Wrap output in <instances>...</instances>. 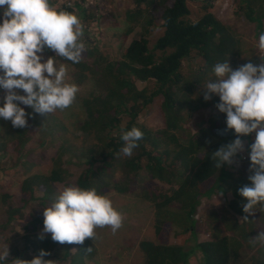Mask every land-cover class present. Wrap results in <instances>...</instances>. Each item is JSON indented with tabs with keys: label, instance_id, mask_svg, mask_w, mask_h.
<instances>
[{
	"label": "trees",
	"instance_id": "16d2710c",
	"mask_svg": "<svg viewBox=\"0 0 264 264\" xmlns=\"http://www.w3.org/2000/svg\"><path fill=\"white\" fill-rule=\"evenodd\" d=\"M237 2L239 16L255 24L257 36L264 33V0ZM50 3L58 10L74 12L78 16L83 12L82 6H56V0H50ZM133 4L134 8L125 14L130 31L139 25L146 28H141L140 37L124 47L119 61L109 60L96 47H86L80 63L56 58L72 69L73 83L81 85L92 80L100 92L82 99L84 115L77 130L87 145L77 154L85 169L75 185L95 187L101 194L126 193L131 190L134 178L141 173L147 175L140 197L153 207V239H144L138 244L143 264H189L197 253L201 256L200 264H264L256 254L260 244L249 242L264 230V208L258 206L255 214L249 215V221H241L246 215L242 208L246 198L238 191L251 183L248 179L251 174L249 153L256 133L242 137L248 140V145L241 169L233 171L227 163L217 169L212 153L234 140L236 134L234 130L225 131V113L219 111L208 117L202 113L210 103L215 106L220 102L214 95L211 100L204 99L203 85L215 79L212 72L215 63L242 55L236 30L219 20L207 1L203 14L195 21L189 19L187 0H133ZM155 19L161 21L162 34L150 49L149 28L153 27ZM192 51L200 56L201 71L196 76H184L182 63ZM44 54L55 56L47 49ZM138 82L147 85L140 89ZM156 98H161V129L149 128L138 120L141 112ZM21 106L29 113L28 126L15 128L11 121L1 118L0 132V151L11 149L18 161L29 137L36 133L41 137L57 134H52V128H48L54 119L51 113L41 115L28 106ZM133 126L140 128L144 136L133 155L126 157L120 154L124 144L120 139L121 128L130 130ZM70 147L67 141L59 146L48 174L27 175L23 179L19 187L21 206L11 203V195H0L5 208V222L0 224V234L24 217L23 210L35 197L37 188L44 187L47 191L53 183H70L71 175L63 161ZM155 182L164 183L171 189L166 192ZM222 192V196L230 197L228 209L222 215L209 214L208 220H212L210 238L200 242L197 239L200 229L195 220L200 197L221 195ZM31 218V231L35 232L44 216L32 215ZM23 230L29 232L26 227ZM169 234L179 239L180 244L168 243ZM48 247L52 250L57 247L67 256L75 243L55 242L51 234L39 243H31L35 256ZM10 248L5 264L18 257L16 249ZM245 250L253 253L248 262L240 261Z\"/></svg>",
	"mask_w": 264,
	"mask_h": 264
},
{
	"label": "clouds",
	"instance_id": "9594fccd",
	"mask_svg": "<svg viewBox=\"0 0 264 264\" xmlns=\"http://www.w3.org/2000/svg\"><path fill=\"white\" fill-rule=\"evenodd\" d=\"M0 86L5 90L0 118L11 121L15 128L28 126V106L41 115L69 108L80 91L76 83L68 82V67L58 63L61 57L72 63H80L86 44L83 40L84 26L74 12L60 9L50 0H0ZM55 53L44 59L45 50ZM258 49L264 52V33L259 35ZM254 65L249 62L233 68L230 59L218 61L212 72L215 79L204 88V99L219 96L215 107L226 114L225 131L234 130L236 138L212 153L215 168L232 165L235 157L245 151L242 139L256 133L250 145V184L242 186L239 195L246 198L242 204L246 214L241 221H249L256 208H264V57ZM43 61V62H42ZM18 90H23L21 95ZM143 131L133 126L121 128L120 139L124 142L120 154L133 155L143 139ZM223 195V192L221 193ZM44 228L40 236L51 234L55 242L83 244L94 237V229L110 226L113 233L122 227L123 215L113 206L106 194L95 187L76 185L64 187L49 206L44 207ZM264 246V230L249 241ZM90 250V248L88 249ZM9 248L0 252V264L9 258ZM45 250L31 260L13 258L11 264H55L46 260Z\"/></svg>",
	"mask_w": 264,
	"mask_h": 264
},
{
	"label": "rangeland",
	"instance_id": "374dc122",
	"mask_svg": "<svg viewBox=\"0 0 264 264\" xmlns=\"http://www.w3.org/2000/svg\"><path fill=\"white\" fill-rule=\"evenodd\" d=\"M205 1L209 4L211 3L213 14L219 20L234 27L241 41L242 55L238 58H232L230 60L231 66L235 69L249 62L259 65L262 62L261 57H263L264 52L258 49L259 36L256 35L257 29L255 24L247 22L239 16L236 5L237 0H187L190 10L189 19L191 21H195L203 14ZM62 5L72 8L82 6L83 12L78 17L84 26L83 40L86 47L98 48L109 60L119 61L124 47L133 39L140 37L141 28H146L144 25H139L130 31V25L126 22L125 14L128 10L134 8L133 0H56V6ZM149 34L148 46L152 49L156 39L162 34L160 20H154L153 27L149 28ZM48 57L44 54L45 60ZM58 63L61 62L58 61ZM201 64L199 54L196 51H192L191 55L183 60L182 75H199ZM67 67L68 82H72V69L68 65ZM0 75H3L2 71H0ZM146 85L147 83H137L140 89ZM151 85L152 83L149 84V87ZM78 86L80 91L74 103L63 111L58 109L51 113L54 119L50 121L48 128H52L51 133H57L56 136L43 135L41 137L40 133H36L29 137L24 144V151L20 161H18L16 153H11V149H7L6 152L0 151V195L4 193L11 195V203L19 207L21 206L19 203V187L23 179L27 175L48 174L52 167V158L57 155L59 146L63 145L65 141L71 146L67 155L63 157L64 167L71 175L70 183L67 185L53 183L47 190L48 193H46L47 191L44 190V187L37 188L35 197L23 210L24 217L20 218V221L12 223L0 234V252H3L5 248H9L10 252V247L13 246L18 253L17 258L33 259L35 255L34 251H32L31 243L40 242L44 223L36 225L35 232L31 231L32 215L43 216L44 207L53 203L64 187L75 185L77 177L85 169L83 161L77 158V154L87 145V141L85 142L79 137L77 130V127L82 123L84 115L81 103L82 99L89 94L99 95L100 92L92 80H87ZM18 91L20 94H25L23 90ZM5 94V90L0 86V106H3ZM213 95L219 99V96ZM160 103L161 98H156L153 104L143 110L138 118L139 123L152 129H161L163 124L160 116ZM210 104L207 109L202 111L206 117L219 112L215 106H212V103ZM53 129H58V131L55 132ZM242 139L245 142V151L239 153L235 157V162L230 165L233 171L241 169L244 165L242 156L247 157L248 140L246 138ZM1 142L2 140L0 139V145ZM146 180L147 175L141 173L132 181L130 191L106 194L113 201V206L123 215L122 227L115 233H113L110 226L97 227L94 229V237L86 238L83 244L75 243V247H72L69 255L65 256L64 252L57 247H54L53 250L48 247L46 251L50 255L44 257V259L54 260L56 261L55 264H143L138 244L141 240L153 239V207L140 197ZM155 183L166 192L171 189L170 186L164 183ZM229 198V195L222 196L220 194L207 198L200 197L195 216L200 229L197 236L200 242L207 241L210 238L209 229L212 220H208L209 214H224L228 209L227 202ZM4 222L5 208L0 202V224ZM23 227L29 229V232L25 233ZM47 235H50V233L44 234V237ZM167 241L171 244H180V240L173 234H169ZM190 244H193L192 240H190ZM89 248L90 250H88ZM257 249L258 258L260 261H264V246L259 245ZM252 255L251 251L245 250L240 261L248 262ZM200 261L201 256L197 253L192 257L189 264H200ZM7 264H11V262Z\"/></svg>",
	"mask_w": 264,
	"mask_h": 264
},
{
	"label": "built area",
	"instance_id": "2783aa9c",
	"mask_svg": "<svg viewBox=\"0 0 264 264\" xmlns=\"http://www.w3.org/2000/svg\"><path fill=\"white\" fill-rule=\"evenodd\" d=\"M242 159L244 160V159H245V157H244V156H242Z\"/></svg>",
	"mask_w": 264,
	"mask_h": 264
}]
</instances>
